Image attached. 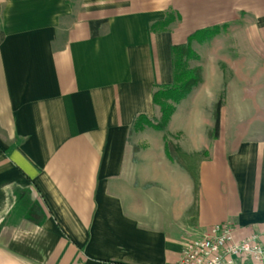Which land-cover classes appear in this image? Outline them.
<instances>
[{"label":"crops","instance_id":"0c3cea01","mask_svg":"<svg viewBox=\"0 0 264 264\" xmlns=\"http://www.w3.org/2000/svg\"><path fill=\"white\" fill-rule=\"evenodd\" d=\"M214 26L191 43L202 80L166 129L134 130L161 117L172 46ZM254 57L264 64V0H0V264H174L216 224L237 240L262 232ZM166 139L205 152L194 216V181Z\"/></svg>","mask_w":264,"mask_h":264},{"label":"trees","instance_id":"16d2710c","mask_svg":"<svg viewBox=\"0 0 264 264\" xmlns=\"http://www.w3.org/2000/svg\"><path fill=\"white\" fill-rule=\"evenodd\" d=\"M170 22L171 18L167 17L162 22V25L166 27ZM219 32L220 27L217 26L204 28L191 34L187 43L172 46L174 81L172 84L158 85L153 95L154 104L160 108L161 117L151 119L146 115H139L133 123L134 130H143L147 126L158 130L166 129L171 116L176 110V106L202 80L201 68L190 69L188 67V61L197 58L196 52L191 47L192 41L205 42ZM220 111L221 103L219 102L216 105L214 136H218L220 131ZM165 151L168 158L184 168L194 181L195 202L189 211L190 215L194 216L198 209L197 196L200 187L199 164L202 158L205 157V152L188 154L170 139H166Z\"/></svg>","mask_w":264,"mask_h":264},{"label":"built area","instance_id":"2783aa9c","mask_svg":"<svg viewBox=\"0 0 264 264\" xmlns=\"http://www.w3.org/2000/svg\"><path fill=\"white\" fill-rule=\"evenodd\" d=\"M246 259L264 264V230L237 240L234 225L227 221L190 239L174 264H238Z\"/></svg>","mask_w":264,"mask_h":264},{"label":"rangeland","instance_id":"374dc122","mask_svg":"<svg viewBox=\"0 0 264 264\" xmlns=\"http://www.w3.org/2000/svg\"><path fill=\"white\" fill-rule=\"evenodd\" d=\"M255 59H254V68H255V70L257 69V68H263L264 67V64L263 65H261L260 67H259V64H262V59H260V58H258V57H254ZM189 62V61H188ZM188 66H189V64H188ZM257 71V70H256Z\"/></svg>","mask_w":264,"mask_h":264}]
</instances>
